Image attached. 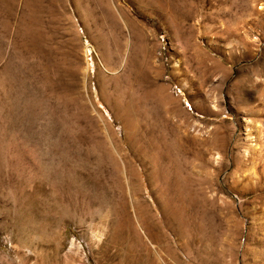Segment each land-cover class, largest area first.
Masks as SVG:
<instances>
[{
  "label": "rangeland",
  "instance_id": "rangeland-1",
  "mask_svg": "<svg viewBox=\"0 0 264 264\" xmlns=\"http://www.w3.org/2000/svg\"><path fill=\"white\" fill-rule=\"evenodd\" d=\"M161 2L0 0V264H264V0Z\"/></svg>",
  "mask_w": 264,
  "mask_h": 264
},
{
  "label": "bare ground",
  "instance_id": "bare-ground-1",
  "mask_svg": "<svg viewBox=\"0 0 264 264\" xmlns=\"http://www.w3.org/2000/svg\"><path fill=\"white\" fill-rule=\"evenodd\" d=\"M185 0H162V2L159 4L160 6V11L161 12H164V11H166V13L167 12H170V15H171V13H173L174 11H178L179 9H180V6H181V4L184 2ZM158 4V3H157ZM156 4V5H157ZM158 6V5H157ZM187 8H189V7H187ZM178 13H180V11L178 12ZM169 16V15H168ZM173 18V16L172 17H170V19H172ZM168 19H169V17H168ZM174 20V19H173ZM180 24V23H179ZM129 44V43H128ZM248 122H249V120H248ZM248 127H249V125H248ZM248 129V128H247ZM250 132H251V130H250ZM250 132H248V133H246L247 134V136H251V133ZM251 139V138H250ZM256 141V140H255ZM250 143H252V142H250ZM257 144V143H256ZM259 148V147H258ZM260 150V149H259ZM258 150V151H259ZM263 153V152H262ZM263 163V162H262Z\"/></svg>",
  "mask_w": 264,
  "mask_h": 264
}]
</instances>
